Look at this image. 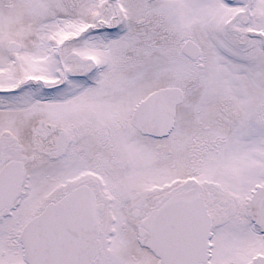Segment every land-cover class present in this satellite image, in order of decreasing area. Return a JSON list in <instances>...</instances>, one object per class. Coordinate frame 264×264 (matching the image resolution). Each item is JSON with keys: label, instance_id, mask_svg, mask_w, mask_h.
<instances>
[{"label": "snow or ice", "instance_id": "1", "mask_svg": "<svg viewBox=\"0 0 264 264\" xmlns=\"http://www.w3.org/2000/svg\"><path fill=\"white\" fill-rule=\"evenodd\" d=\"M0 264H264V0H0Z\"/></svg>", "mask_w": 264, "mask_h": 264}]
</instances>
